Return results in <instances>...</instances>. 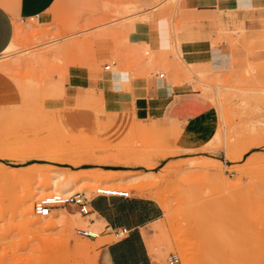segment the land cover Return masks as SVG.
<instances>
[{
  "label": "rangeland",
  "instance_id": "rangeland-1",
  "mask_svg": "<svg viewBox=\"0 0 264 264\" xmlns=\"http://www.w3.org/2000/svg\"><path fill=\"white\" fill-rule=\"evenodd\" d=\"M165 7L173 20L182 0H102L92 27L123 30ZM88 31L82 36L63 31L57 20L20 22L16 40L0 55V71L19 96L0 105V264H101L100 248L118 240L106 235L103 220L99 237L78 235L77 229L89 225L81 221H90L75 206L54 208L48 217L34 213L37 200L59 193L52 191L55 176L72 193L90 198L99 187L153 198L163 215L142 232L164 261L177 254L182 264H264V64L244 55L230 70H213L210 64H187L176 43L156 53L147 45L126 46L123 33L117 34V68L128 58L131 65L142 61L148 75L166 73L173 80L185 73L211 98L217 129L203 146L187 150L157 121L126 114L125 122L81 125L78 108L46 99L47 81L81 59V43L94 36Z\"/></svg>",
  "mask_w": 264,
  "mask_h": 264
},
{
  "label": "crops",
  "instance_id": "crops-1",
  "mask_svg": "<svg viewBox=\"0 0 264 264\" xmlns=\"http://www.w3.org/2000/svg\"><path fill=\"white\" fill-rule=\"evenodd\" d=\"M101 11L102 0H0V55L16 40L20 22L57 20L63 31L81 36L86 29L90 30L86 34L94 33L81 43V59L46 83V99L78 108L81 125L125 122L126 114H131L138 121L159 122L167 137L187 150L203 146L217 129L219 116L211 98L196 89L185 73L178 72L173 80L166 73L164 77L148 75L142 61L131 65L128 58L117 68L119 33L126 38V46L147 45L156 53L169 51L176 43L187 64H210L212 69L214 64L227 71L234 59L244 55L264 64V0H182L173 20L170 7L156 8L147 21L113 31L92 27V15ZM111 61V68L106 69ZM18 97L14 82L0 71V105ZM91 208L84 215L90 225L100 218L107 226L132 229L125 238L100 248L101 264H167L158 248L150 252L142 232L163 215L153 198L96 197Z\"/></svg>",
  "mask_w": 264,
  "mask_h": 264
},
{
  "label": "built area",
  "instance_id": "built-area-1",
  "mask_svg": "<svg viewBox=\"0 0 264 264\" xmlns=\"http://www.w3.org/2000/svg\"><path fill=\"white\" fill-rule=\"evenodd\" d=\"M111 64L106 66V69H110ZM161 77H164V73L160 74ZM131 197L130 192L125 190H117L110 187H99L96 190V196L94 198L88 197L83 192H74L71 194H61L54 193L48 196H45L37 200L34 204V213L40 217H48L54 210V208H63L67 206H75L78 208L81 214L88 215L92 212V202L96 197ZM106 228L113 233L118 239H123L128 236L132 229L128 227L115 228L110 225ZM78 235L88 238H97L101 235V232H97L91 225H88L85 228L77 229ZM167 264H182L181 258L177 254H172L167 261Z\"/></svg>",
  "mask_w": 264,
  "mask_h": 264
},
{
  "label": "bare ground",
  "instance_id": "bare-ground-1",
  "mask_svg": "<svg viewBox=\"0 0 264 264\" xmlns=\"http://www.w3.org/2000/svg\"><path fill=\"white\" fill-rule=\"evenodd\" d=\"M213 65V69H217V70H222V69H225L224 68V66L222 67V66H217V65H214V64H212ZM64 143V142H63ZM56 144V143H55ZM60 145V144H59ZM65 145V144H64ZM68 145H70L69 143H68ZM56 146V145H55ZM59 147V146H58ZM74 147V146H73ZM71 148V147H70ZM60 150V149H59ZM58 150V151H59ZM49 157H51V156H49ZM49 157H47V158H49ZM53 157V156H52ZM51 157V158H52ZM50 159V158H49ZM54 160H58V158H54ZM94 173V172H93ZM100 174V173H99ZM91 175H92V173H91ZM110 176H113V178L115 177V176H119L120 177V175H116V174H109ZM109 175H107V177L109 176ZM96 175H94V177H95ZM106 177V175H104L103 174V177ZM110 176L108 177L109 179H113V178H110ZM102 177V176H101ZM108 178L107 179H104V180H108ZM61 179H62V177H60V176H55V177H53V178H51V180L53 181V188H52V191H53V189H54V192L55 191H58L59 193H61V194H71L72 193V191H74L73 190V187H71V185H68V183H64V182H62L61 181ZM99 179V178H98ZM97 180V179H96ZM103 181V179H100V181ZM61 187V188H60ZM138 187H140L139 189H142L141 187H142V185H140V186H138ZM150 187H152V186H150ZM146 188V187H145ZM153 190H154V193H155V191L157 192L158 190H155L154 189V187L152 188ZM118 190V189H117ZM151 191V190H150ZM149 191V193L150 194H152L151 192ZM159 193H156L155 195L157 196V194H158V198L159 199H161L162 197H161V193H160V191H158ZM152 196H154L153 194H152ZM150 198V197H149ZM162 206L164 207V209L166 210V211H169V205L166 203V202H162ZM30 211H31V207H29V206H27L25 209H24V215H28L29 213H30ZM53 213V212H52ZM51 215V214H50ZM63 216V215H62ZM92 217H95V215H93ZM102 219H98V221H101ZM31 222V221H30ZM32 223V222H31ZM81 224L83 225V226H85V225H88L89 224V222H87V221H81ZM98 222L96 223V224H94V225H91V228H93L94 230H96L98 227ZM47 225V224H46ZM90 225V224H89ZM49 226V225H48ZM86 227V226H85ZM148 246H149V248H150V252H152V253H156V251H155V247H154V245L152 244V241H148ZM77 247H80V245L79 246H77ZM185 256L186 257H188V252L187 251H185Z\"/></svg>",
  "mask_w": 264,
  "mask_h": 264
}]
</instances>
